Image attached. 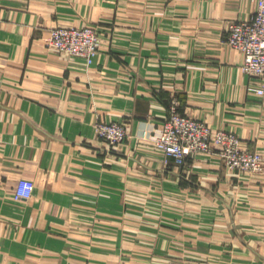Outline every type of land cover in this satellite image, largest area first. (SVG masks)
I'll list each match as a JSON object with an SVG mask.
<instances>
[{
    "label": "crops",
    "instance_id": "1",
    "mask_svg": "<svg viewBox=\"0 0 264 264\" xmlns=\"http://www.w3.org/2000/svg\"><path fill=\"white\" fill-rule=\"evenodd\" d=\"M255 0H0V264H264L263 171L165 163L171 96L264 160V94L226 41ZM93 25L91 63L46 45ZM98 121H121L110 148ZM20 178L28 198L14 197Z\"/></svg>",
    "mask_w": 264,
    "mask_h": 264
},
{
    "label": "built area",
    "instance_id": "2",
    "mask_svg": "<svg viewBox=\"0 0 264 264\" xmlns=\"http://www.w3.org/2000/svg\"><path fill=\"white\" fill-rule=\"evenodd\" d=\"M100 33L93 25L56 26L50 30L46 45L68 58L81 57L91 63L98 53ZM225 41L243 54L241 70L257 80L254 91L264 94V0H255L249 18L229 22ZM95 130L110 148L123 143L128 136L126 124L121 121H98ZM165 163L182 166L189 156L216 150L229 170L238 172L263 171V157L255 150L241 146L232 131L213 128L207 122L190 117L179 110V99L171 96L169 109L163 118L158 136L152 139ZM34 183L20 178L14 187V197L28 198Z\"/></svg>",
    "mask_w": 264,
    "mask_h": 264
}]
</instances>
